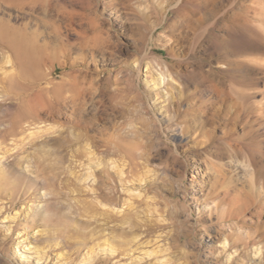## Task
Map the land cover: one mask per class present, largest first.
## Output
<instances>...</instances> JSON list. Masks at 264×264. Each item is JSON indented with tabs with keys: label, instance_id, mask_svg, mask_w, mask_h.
I'll list each match as a JSON object with an SVG mask.
<instances>
[{
	"label": "rangeland",
	"instance_id": "rangeland-1",
	"mask_svg": "<svg viewBox=\"0 0 264 264\" xmlns=\"http://www.w3.org/2000/svg\"><path fill=\"white\" fill-rule=\"evenodd\" d=\"M0 264H264V0H0Z\"/></svg>",
	"mask_w": 264,
	"mask_h": 264
},
{
	"label": "bare ground",
	"instance_id": "bare-ground-1",
	"mask_svg": "<svg viewBox=\"0 0 264 264\" xmlns=\"http://www.w3.org/2000/svg\"><path fill=\"white\" fill-rule=\"evenodd\" d=\"M13 40H15V39H13ZM17 41V40H16ZM15 41V42H16ZM11 42H13V41H11ZM15 42H14V44H15ZM18 42H20V40L18 41ZM22 42V41H21ZM19 45H21V46H24V45H22V44H20L19 43ZM26 46V45H25ZM18 47V46H17ZM27 47V46H26ZM34 48V47H33ZM28 52L30 51V50H27ZM27 59H29V60H32V61H34V59H35V57H34V54H33V52H32V50L29 52V55H27ZM26 113V112H25ZM27 115V114H26ZM29 117V116H28ZM24 118V117H23ZM28 119V118H27ZM15 122H17V121H15Z\"/></svg>",
	"mask_w": 264,
	"mask_h": 264
}]
</instances>
